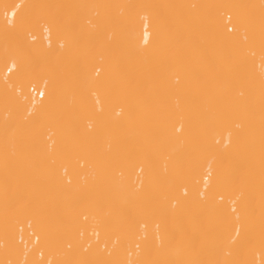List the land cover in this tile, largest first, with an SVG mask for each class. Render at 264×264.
<instances>
[{
    "label": "bare ground",
    "instance_id": "6f19581e",
    "mask_svg": "<svg viewBox=\"0 0 264 264\" xmlns=\"http://www.w3.org/2000/svg\"><path fill=\"white\" fill-rule=\"evenodd\" d=\"M0 264H264V0H0Z\"/></svg>",
    "mask_w": 264,
    "mask_h": 264
}]
</instances>
